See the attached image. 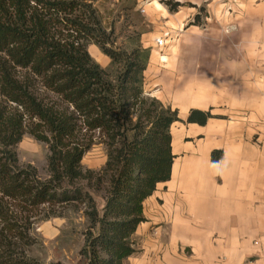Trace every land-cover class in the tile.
I'll list each match as a JSON object with an SVG mask.
<instances>
[{"label":"trees","instance_id":"trees-1","mask_svg":"<svg viewBox=\"0 0 264 264\" xmlns=\"http://www.w3.org/2000/svg\"><path fill=\"white\" fill-rule=\"evenodd\" d=\"M97 1L0 0V264H29L18 245L13 252L11 242L26 239L29 228L18 225L12 204L73 203L85 208L89 225L81 264H124L135 253L144 200L170 177L177 112L144 92L150 50L142 33L118 45L114 21L105 22ZM89 45L109 59L106 68ZM209 118L210 111L191 110L186 121L202 126ZM25 134L47 146L46 180L19 164L14 148ZM96 144L106 162L85 169L81 161Z\"/></svg>","mask_w":264,"mask_h":264},{"label":"crops","instance_id":"crops-1","mask_svg":"<svg viewBox=\"0 0 264 264\" xmlns=\"http://www.w3.org/2000/svg\"><path fill=\"white\" fill-rule=\"evenodd\" d=\"M160 1L167 0H131L149 26L163 20L168 29L164 46L156 38L145 46L143 88L179 121L169 129L170 177L144 200L135 253L124 264H264V148L252 142L257 113L264 114V80L249 68L254 57L233 63L223 56V43L190 40L187 32L174 38L169 29L179 31L195 7L170 12ZM87 51L109 63L95 46ZM191 110L210 111L212 118L202 126L187 123ZM213 152H221L216 161ZM89 159L87 169H95Z\"/></svg>","mask_w":264,"mask_h":264},{"label":"rangeland","instance_id":"rangeland-1","mask_svg":"<svg viewBox=\"0 0 264 264\" xmlns=\"http://www.w3.org/2000/svg\"><path fill=\"white\" fill-rule=\"evenodd\" d=\"M130 3L131 0H101L96 6L107 24L114 21L118 45L123 44L133 32H141V44L145 48L152 44V39L163 37V34L167 32L165 30L168 29L160 23L163 20L149 26L144 14L139 10H130ZM160 3L170 12H176L180 7L187 9L195 7V15L188 17V21L179 31L169 29L172 30L174 38L178 35L176 39H179V36L187 32L190 40L223 43V56H231L233 63L236 62L234 59L242 62L243 59L254 57L255 65L248 64L249 68L255 67L257 79H261V82L264 80V32H259L264 19V0H195L183 2V4L167 0ZM99 52L101 53L100 50ZM97 64L104 69L109 63L106 66ZM262 115L264 114L257 113L256 133L252 140L258 150L264 148V134H262L264 133V116ZM14 151L21 166L29 165L36 170L39 179H47L48 150L45 144L25 134L16 144ZM90 156H93L92 160L96 163V168L91 170L97 171L104 166L106 153L102 145L96 144L85 154L81 161L85 169ZM103 158L105 159L101 164ZM93 196L98 208L101 209L103 206L101 193H94ZM10 211H12L11 215L20 219L18 225L23 228V231L25 227L29 228L25 233L26 239L11 242L14 246L13 252L15 245H18L16 251L24 255L29 264L82 263L81 250L89 227L83 206L74 203L53 207L45 205L29 210L22 204H12ZM3 225L0 221V230ZM8 234L10 233L3 231V235Z\"/></svg>","mask_w":264,"mask_h":264},{"label":"built area","instance_id":"built-area-1","mask_svg":"<svg viewBox=\"0 0 264 264\" xmlns=\"http://www.w3.org/2000/svg\"><path fill=\"white\" fill-rule=\"evenodd\" d=\"M141 13H143V10H139ZM155 45L158 47L164 46L165 45V39L160 37L155 39Z\"/></svg>","mask_w":264,"mask_h":264}]
</instances>
